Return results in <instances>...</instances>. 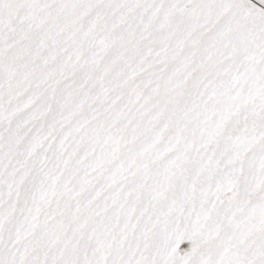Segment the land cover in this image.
I'll return each mask as SVG.
<instances>
[{
  "label": "snow or ice",
  "instance_id": "obj_1",
  "mask_svg": "<svg viewBox=\"0 0 264 264\" xmlns=\"http://www.w3.org/2000/svg\"><path fill=\"white\" fill-rule=\"evenodd\" d=\"M0 264H264V0H0Z\"/></svg>",
  "mask_w": 264,
  "mask_h": 264
}]
</instances>
